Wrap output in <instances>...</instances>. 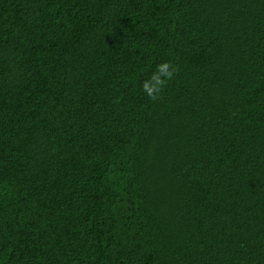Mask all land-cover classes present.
<instances>
[{
    "label": "trees",
    "instance_id": "obj_1",
    "mask_svg": "<svg viewBox=\"0 0 264 264\" xmlns=\"http://www.w3.org/2000/svg\"><path fill=\"white\" fill-rule=\"evenodd\" d=\"M0 264H264V0H0Z\"/></svg>",
    "mask_w": 264,
    "mask_h": 264
},
{
    "label": "clouds",
    "instance_id": "obj_2",
    "mask_svg": "<svg viewBox=\"0 0 264 264\" xmlns=\"http://www.w3.org/2000/svg\"><path fill=\"white\" fill-rule=\"evenodd\" d=\"M174 74L175 69L169 62L159 63L152 75L141 83V88L150 99L156 100Z\"/></svg>",
    "mask_w": 264,
    "mask_h": 264
}]
</instances>
